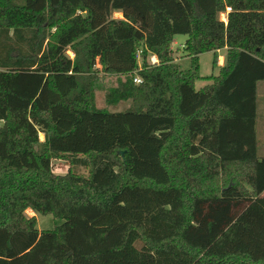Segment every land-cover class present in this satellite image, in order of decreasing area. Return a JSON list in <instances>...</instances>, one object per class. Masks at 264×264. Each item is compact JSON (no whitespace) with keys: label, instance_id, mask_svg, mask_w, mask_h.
Returning a JSON list of instances; mask_svg holds the SVG:
<instances>
[{"label":"trees","instance_id":"obj_1","mask_svg":"<svg viewBox=\"0 0 264 264\" xmlns=\"http://www.w3.org/2000/svg\"><path fill=\"white\" fill-rule=\"evenodd\" d=\"M263 81L264 0H0V264H264Z\"/></svg>","mask_w":264,"mask_h":264},{"label":"rangeland","instance_id":"obj_2","mask_svg":"<svg viewBox=\"0 0 264 264\" xmlns=\"http://www.w3.org/2000/svg\"><path fill=\"white\" fill-rule=\"evenodd\" d=\"M113 18H121L120 13H113ZM220 20L226 21L225 14H220ZM187 36L185 35H175L171 43V49L174 51L175 63L179 66L180 69L186 70L190 67L189 57H186L183 54L182 46L186 41ZM69 55L72 56L70 52ZM215 55V64L213 65V57ZM225 52L224 50L216 51L215 53L207 52L199 55L198 64H199V75L200 79L195 81V88L200 89L205 85L211 83L208 78L211 75L218 74V68L224 64ZM155 60V61H153ZM148 63L152 64L157 62V60L149 56ZM138 64L140 66L141 59H138ZM118 79L114 76L108 75H99L97 82L95 84L94 94H95V104L98 108H105L108 111H123L126 105H119L117 108L113 109L112 107L106 105L105 95L110 88H113L117 85ZM256 140H257V156L258 158L264 157V81L260 82L257 86V117H256ZM40 140H43V135L40 134ZM53 171L55 174H63L68 169V165L65 160H55L53 162ZM75 171L86 174V170L82 168H74ZM264 196V192L262 194ZM28 216H33L34 214L27 210ZM61 221L54 220L51 215H36V227L39 231L41 230H50L59 225Z\"/></svg>","mask_w":264,"mask_h":264},{"label":"built area","instance_id":"obj_3","mask_svg":"<svg viewBox=\"0 0 264 264\" xmlns=\"http://www.w3.org/2000/svg\"><path fill=\"white\" fill-rule=\"evenodd\" d=\"M138 57V59H139V55L137 56ZM154 63H156V62H153L152 61V64H154ZM135 83H138L139 82V79L138 78H134V80H133Z\"/></svg>","mask_w":264,"mask_h":264},{"label":"crops","instance_id":"obj_4","mask_svg":"<svg viewBox=\"0 0 264 264\" xmlns=\"http://www.w3.org/2000/svg\"><path fill=\"white\" fill-rule=\"evenodd\" d=\"M153 61H155V60H153ZM222 65H223V64H222ZM222 65H221V66H222ZM219 67H220V66H219ZM35 217H36V216H35Z\"/></svg>","mask_w":264,"mask_h":264}]
</instances>
